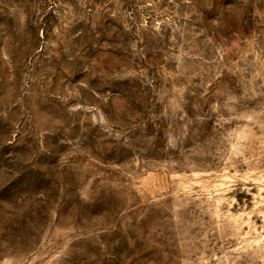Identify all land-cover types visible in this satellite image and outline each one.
<instances>
[{
    "label": "rangeland",
    "instance_id": "rangeland-1",
    "mask_svg": "<svg viewBox=\"0 0 264 264\" xmlns=\"http://www.w3.org/2000/svg\"><path fill=\"white\" fill-rule=\"evenodd\" d=\"M0 264H264V0H0Z\"/></svg>",
    "mask_w": 264,
    "mask_h": 264
}]
</instances>
